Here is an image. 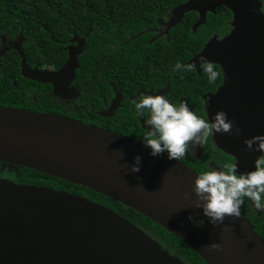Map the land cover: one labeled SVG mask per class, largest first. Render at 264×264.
<instances>
[{"label": "water", "instance_id": "95a60500", "mask_svg": "<svg viewBox=\"0 0 264 264\" xmlns=\"http://www.w3.org/2000/svg\"><path fill=\"white\" fill-rule=\"evenodd\" d=\"M224 6L234 12L236 30L222 42L213 38L200 55L225 71L226 84L210 100L209 118L232 102L227 113L240 135L214 134L218 148L248 172L259 153L245 151L243 139L264 134V16L257 0H188L172 11L166 34L190 11L206 13ZM66 65L58 70L30 69L22 58L21 74L50 84L53 94L71 102L83 39L74 38ZM8 49L0 50V58ZM199 69V68H198ZM230 70L233 71L230 73ZM233 86L242 88L232 89ZM121 96L116 93L102 114L111 118ZM242 114H241V113ZM240 114V115H238ZM239 116V117H238ZM141 142L63 115L0 107V162L26 168L83 187L133 209L191 248L206 264H264V240L252 224L226 217L213 227L192 205L196 172L166 153L153 157ZM192 153L200 157L201 146ZM141 157L132 173L133 157ZM187 198L185 197V194ZM204 219L197 228L189 222ZM217 244L218 249L209 247ZM0 264H183L157 242L111 209L49 187L0 180Z\"/></svg>", "mask_w": 264, "mask_h": 264}, {"label": "trees", "instance_id": "16d2710c", "mask_svg": "<svg viewBox=\"0 0 264 264\" xmlns=\"http://www.w3.org/2000/svg\"><path fill=\"white\" fill-rule=\"evenodd\" d=\"M187 0H0V107L35 113L63 115L141 141V128L131 103L123 102L113 118L102 114L108 109L116 88L126 87L127 95L164 80L171 85L174 102L185 100L199 89L206 74L173 71L179 61L187 64L228 21L225 11L208 15L207 24L194 33L195 13L162 35L172 11ZM157 37L156 44L146 43ZM74 38L83 39L79 69L73 86L79 97L71 102L53 94L50 84H40L21 74L22 58L30 69H62L68 61V47ZM169 38L170 43L167 42ZM151 55L150 59L146 58ZM161 55V58L157 57ZM169 60L165 62L166 56ZM191 87V88H190ZM196 95L192 93L191 96ZM187 102V101H186ZM188 104V102H187ZM193 112H198L190 104ZM126 124V125H122ZM211 154L205 148L203 162ZM221 164L222 161H215ZM4 164L0 162V180ZM16 184L38 185L65 191L103 205L117 214L137 218V224L183 264H206L191 248L157 223L136 211L83 187L26 168H18ZM245 200L241 211L264 240V219ZM249 214L253 215L250 219ZM263 220V221H262Z\"/></svg>", "mask_w": 264, "mask_h": 264}, {"label": "clouds", "instance_id": "9594fccd", "mask_svg": "<svg viewBox=\"0 0 264 264\" xmlns=\"http://www.w3.org/2000/svg\"><path fill=\"white\" fill-rule=\"evenodd\" d=\"M207 75L209 83L214 82L218 72L214 62L200 55L191 64L177 62L173 71L190 72L198 70ZM135 114L143 118L145 135L141 143L147 147L149 155L156 157L166 153L169 160H180L189 147L194 151L212 134L240 135V129L234 125L224 111L215 112L211 118L198 117L187 102L174 104L167 95L141 93L131 100ZM147 114V117H145ZM245 151L259 153L248 172H238L235 163H227L223 168L210 167L199 172L192 183V205L200 209V216L207 219L213 227L222 225L225 218L240 217L241 206L245 200L250 201L253 208L264 213V134L254 135L242 141ZM141 157H133L129 165L132 173L140 169ZM187 193L185 197L187 198ZM195 227L203 226L204 219L193 221ZM218 249L217 244L209 245Z\"/></svg>", "mask_w": 264, "mask_h": 264}, {"label": "flooded vegetation", "instance_id": "af4514ba", "mask_svg": "<svg viewBox=\"0 0 264 264\" xmlns=\"http://www.w3.org/2000/svg\"><path fill=\"white\" fill-rule=\"evenodd\" d=\"M257 1L260 3V12L264 16V0H257ZM221 8H223L222 10L225 11L226 17L228 18V21L226 22V20H225V23H222V24L219 25V27H220V29H219L220 31H218L219 33L214 34L212 36V38L206 43V45L213 38H216V40L218 42H222L224 39H226L227 37H230V35H232V33L236 30V25H235L236 17H235L234 12L231 11L230 9L224 7V6H218V7L215 8V11L214 12H207L206 13L205 23L202 24V25H200L195 30H194V27L200 21V15H201L200 12H198V11H190V12H187L184 15V18L188 14H191V13H195L197 15V19H196L197 22H196V24L192 28L193 32L196 33L199 30L200 27L205 26L207 24L208 15L209 14H211V15H217L218 14V9H221ZM184 18H183V20H184ZM183 20H182V22H183ZM165 23H167V22H165ZM165 23L163 24L164 25V29H163L162 33H160L161 34L160 37L162 35L167 36V34L165 32L166 31ZM156 41H157V37L155 36V37H152L146 43H148L150 45H154V44H156L155 43ZM167 42L170 43L169 38H167ZM75 44H76L75 46H77V43H75ZM205 46H204V48H205ZM69 48H70V46L68 47V50L67 51H69ZM2 49H0V50H2ZM5 49H7V48H5ZM203 49L198 54H200L203 51ZM198 54H196L187 64H191V61ZM150 57H151V55H147L146 56V58H148V59H150ZM157 57L161 58V55H159ZM167 60H169V56L168 55L166 56L165 62H167ZM198 68L199 67L197 66V69ZM214 68L218 72V76H217L216 80L214 82L209 83L208 80H207V76H205L204 79L201 82L200 81L198 82L199 83V89L198 90H195L194 91L190 87L191 88L190 93L191 94L192 93H196V95L191 96V94H190V96H187L186 98H184L185 100H178L177 102H174L173 99H172V97H171V92H172L171 85H169L164 80H161L159 82L155 81V82H152L151 84H149L152 88H149V89L140 88L139 91L137 92V94H135L133 96L127 95L128 93L126 92V87H124L122 89H118V88H116L115 84L112 83L111 86H112V89H113V92H114V96H113V99H112L110 105L114 101L115 96H116V93H119L120 96H121V102H120V105H119L117 111H119V110L122 109L123 102H126L128 100V103H131V100L138 98L141 93L152 94V95H158V94L164 95V94H166L167 95V98L169 99L170 102H172L174 104H178L180 101H185V102L187 101L188 104L191 105V107H193L194 109H198V112H194L198 117L203 118V119H209V115H208V112H207V108L210 106V100H211V98L213 96H215L219 92V90L221 88L225 87V84H226L225 71L223 70L222 66L219 65V64H215L214 63ZM48 69H50V68H48ZM50 70L55 71V69H50ZM195 72L198 74V76H202V73L199 71V69L198 70H195ZM231 72H233V71L230 70V73ZM233 81L234 80L230 77L229 84L232 85V87H231L232 89L235 90L237 88H240V89L242 88L241 86H233V84H232ZM229 104L230 105H226L225 106L226 109L224 110V112L226 114L229 111L230 112L232 111L231 110V107L234 108V106H231L232 105V102H230ZM110 105H109V107H110ZM215 106H216L217 110L220 111L221 106L218 104V102H217V104L215 103ZM115 114H114V116H115ZM238 115H240V114H238ZM114 116H112L111 118H113ZM146 117H147V114H145V117L144 118H146ZM142 119L143 118H140L138 120V122H139L141 128L145 131V129L143 128V121H142ZM122 125H126V124H122ZM133 136L134 135H132V136H125V137H128V138H131L133 140L139 141L138 139H134ZM213 138H214V134H212L209 137H207V139L205 140V142L202 145H200L201 148H202V150H203V152H202V154L200 155L199 158L193 155V153L191 151V148L189 147L188 149H186L185 156L182 159L177 160V161L180 162L181 164L187 166L188 168H190L191 170H193L197 174L199 172H201V171L207 170L210 167H213V168H223V166L225 164H227V163H235L236 164L237 163L236 158L233 157V156H231V155H229V154H227V153H225L224 151L220 150L218 148V146L216 145V143L214 142V139ZM139 142H141V141H139ZM205 148H208V151L211 154V158L209 159V161L207 162V164L205 162H203V156L205 154ZM216 160L217 161L221 160L222 163L219 165V164L215 163ZM249 203L251 205V202H249ZM251 207H252V205H251ZM253 209L257 213V218H259V220L260 219H264V213L259 212L255 208H253ZM240 213L242 214V216H244L250 222V220L245 215H243V211L240 210ZM118 215L121 216L122 218H124L129 223L133 224L136 228L140 229L144 234H146L148 237H150L153 241L157 242L162 247V245L158 241H156L151 236H149L137 224V222L135 221V219H137L138 217L137 218H131V217H127L125 215H120V214H118ZM249 216H250V219H252L253 215L251 217V215L249 214Z\"/></svg>", "mask_w": 264, "mask_h": 264}, {"label": "rangeland", "instance_id": "374dc122", "mask_svg": "<svg viewBox=\"0 0 264 264\" xmlns=\"http://www.w3.org/2000/svg\"><path fill=\"white\" fill-rule=\"evenodd\" d=\"M17 168L15 167H11V166H5L4 169H3V173H2V178L1 180H5V181H10V182H14L16 183V175L15 174L17 171H16ZM18 184V183H17ZM29 185H33V184H29ZM38 186V185H36Z\"/></svg>", "mask_w": 264, "mask_h": 264}]
</instances>
